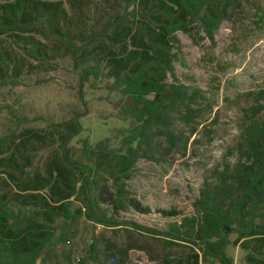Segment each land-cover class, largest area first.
<instances>
[{
  "label": "trees",
  "instance_id": "1",
  "mask_svg": "<svg viewBox=\"0 0 264 264\" xmlns=\"http://www.w3.org/2000/svg\"><path fill=\"white\" fill-rule=\"evenodd\" d=\"M248 6L260 27V0H0V89L53 72L68 58L80 85L104 82L119 96L115 109L127 124L116 142L83 139L79 149L72 144L82 130L79 112L0 136V264H64L55 259L56 233L78 219L155 239L156 264H234L231 247L244 253V264H264V88L242 109L240 135L204 178L194 214L159 210L173 219L162 229L126 216L151 211L128 186L137 162L178 146L186 151L198 119L214 105L197 86L174 80L178 35L213 41ZM133 248L143 249L127 245L107 258L118 264ZM98 254L92 241L89 258L74 264ZM65 262L72 264L70 252Z\"/></svg>",
  "mask_w": 264,
  "mask_h": 264
},
{
  "label": "rangeland",
  "instance_id": "2",
  "mask_svg": "<svg viewBox=\"0 0 264 264\" xmlns=\"http://www.w3.org/2000/svg\"><path fill=\"white\" fill-rule=\"evenodd\" d=\"M260 2L264 4V0ZM178 37L181 53L174 65V80L197 86L214 105L198 119L200 125L186 151L178 146L156 159L141 158L128 181L131 192L151 211L146 215L129 213L127 218L156 229L173 220L162 217L159 210L195 213L193 203L204 178L227 157L240 135L242 109L255 104L254 94L264 88V23L256 26L251 6L224 22L213 41L193 40L184 34ZM104 86V82L96 81L80 85L79 72L65 58L53 72L31 75L19 86L4 87L0 89V136L18 125L42 128L79 112L84 114L80 118L81 133L72 141L75 148L81 147L83 139L94 144L110 137L116 142V130L127 124L118 119L115 109L119 96ZM56 234L55 259L64 264L68 252L72 264L77 258H89L92 241L99 254L97 261L89 260L90 264H117L107 255L127 245L143 249H130L118 264H156L151 258L161 252L159 242L147 235L109 230L83 219L65 221ZM229 254L234 264H244V253L239 248H229ZM37 264L45 263L39 260Z\"/></svg>",
  "mask_w": 264,
  "mask_h": 264
}]
</instances>
